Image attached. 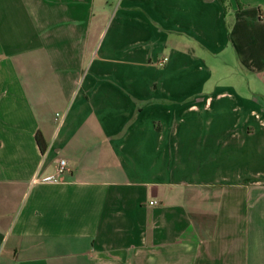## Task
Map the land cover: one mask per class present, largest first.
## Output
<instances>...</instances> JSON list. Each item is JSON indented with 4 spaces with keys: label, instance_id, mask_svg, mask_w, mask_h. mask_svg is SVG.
<instances>
[{
    "label": "crops",
    "instance_id": "0c3cea01",
    "mask_svg": "<svg viewBox=\"0 0 264 264\" xmlns=\"http://www.w3.org/2000/svg\"><path fill=\"white\" fill-rule=\"evenodd\" d=\"M262 14L0 0V264H264Z\"/></svg>",
    "mask_w": 264,
    "mask_h": 264
},
{
    "label": "rangeland",
    "instance_id": "374dc122",
    "mask_svg": "<svg viewBox=\"0 0 264 264\" xmlns=\"http://www.w3.org/2000/svg\"><path fill=\"white\" fill-rule=\"evenodd\" d=\"M217 66L219 69L220 64H218ZM216 77L220 82H223L226 84H235V85L244 87L240 80L243 77V73L238 68V66L233 61L232 58H230L228 65L222 64L219 74H217Z\"/></svg>",
    "mask_w": 264,
    "mask_h": 264
},
{
    "label": "built area",
    "instance_id": "2783aa9c",
    "mask_svg": "<svg viewBox=\"0 0 264 264\" xmlns=\"http://www.w3.org/2000/svg\"><path fill=\"white\" fill-rule=\"evenodd\" d=\"M167 61V59L165 58L163 60V63H165ZM66 170V161L65 160H60L59 165H58V170H57V178H53V177H46L44 178V181H58L59 177L62 176L64 174ZM154 202H151V205H153Z\"/></svg>",
    "mask_w": 264,
    "mask_h": 264
},
{
    "label": "trees",
    "instance_id": "16d2710c",
    "mask_svg": "<svg viewBox=\"0 0 264 264\" xmlns=\"http://www.w3.org/2000/svg\"><path fill=\"white\" fill-rule=\"evenodd\" d=\"M222 3H224V0H220ZM261 18L263 19L264 18V16H263V14L261 15ZM36 143H37V145H38V147H39V149H40V151H41V153L42 154H45L46 152H47V143H46V140H45V138H44V136H43V134H42V132H38L37 134H36Z\"/></svg>",
    "mask_w": 264,
    "mask_h": 264
}]
</instances>
